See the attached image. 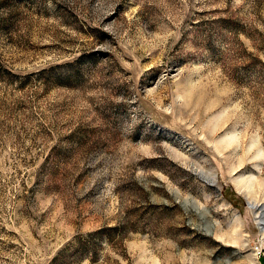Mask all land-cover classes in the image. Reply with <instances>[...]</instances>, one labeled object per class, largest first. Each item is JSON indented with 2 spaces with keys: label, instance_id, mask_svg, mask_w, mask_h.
<instances>
[{
  "label": "rangeland",
  "instance_id": "1",
  "mask_svg": "<svg viewBox=\"0 0 264 264\" xmlns=\"http://www.w3.org/2000/svg\"><path fill=\"white\" fill-rule=\"evenodd\" d=\"M0 264H264V0H0Z\"/></svg>",
  "mask_w": 264,
  "mask_h": 264
}]
</instances>
